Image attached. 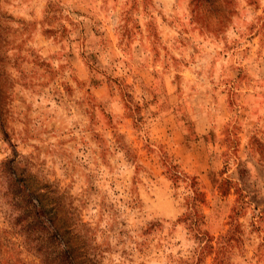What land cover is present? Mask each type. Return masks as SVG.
<instances>
[{
    "label": "rangeland",
    "instance_id": "1",
    "mask_svg": "<svg viewBox=\"0 0 264 264\" xmlns=\"http://www.w3.org/2000/svg\"><path fill=\"white\" fill-rule=\"evenodd\" d=\"M66 240L264 264V0H0V264Z\"/></svg>",
    "mask_w": 264,
    "mask_h": 264
},
{
    "label": "trees",
    "instance_id": "2",
    "mask_svg": "<svg viewBox=\"0 0 264 264\" xmlns=\"http://www.w3.org/2000/svg\"><path fill=\"white\" fill-rule=\"evenodd\" d=\"M34 206V205H33ZM51 233V232H50ZM50 237H53V235H50ZM65 242V243H64ZM66 242H67V240L66 241H62V243L64 244V246L62 247V249L60 250V252H61V255H62V258H64V259H66V257L68 256V257H70L71 258V263H69V261L68 262H66L65 264H74V262H72V252H70L69 251V247H68V245L66 244Z\"/></svg>",
    "mask_w": 264,
    "mask_h": 264
}]
</instances>
